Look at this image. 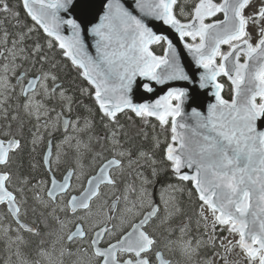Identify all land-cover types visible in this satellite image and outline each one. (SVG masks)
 <instances>
[{
    "label": "snow or ice",
    "instance_id": "obj_1",
    "mask_svg": "<svg viewBox=\"0 0 264 264\" xmlns=\"http://www.w3.org/2000/svg\"><path fill=\"white\" fill-rule=\"evenodd\" d=\"M74 7V0H0V115L17 121L9 112L15 101L38 126L46 118L49 136L63 129L54 153L49 141L41 164L32 165L45 167L49 179L33 183L13 168L25 147L23 122L16 131L11 122L0 127L3 264H195L202 246L215 247L218 228L232 237H224V251L217 252L224 264L233 254L239 257L234 264H264V131L258 130L264 120V0H133L131 6L101 0L98 22L68 16ZM149 20L170 29L203 70L199 87L211 88L215 98L206 115L184 112L183 88H169L153 103L133 102L138 79L147 93L153 92L150 82L189 81L176 43ZM67 63L81 81L79 97L91 104L61 82ZM219 77L230 82V100ZM134 117L143 125L154 118L161 133L170 131L162 158H156L158 135L150 149L125 147L131 137L121 121ZM41 140L32 134L33 152ZM145 166L152 179L139 171ZM126 171L136 172L139 183L125 184L107 210L94 211L103 189L115 191ZM161 172L177 181L161 189L163 215L149 190ZM186 189L198 200L197 224L211 228L207 241L187 238V225L176 238L171 228L167 236L154 231L181 211L175 193ZM38 208L39 216L29 219Z\"/></svg>",
    "mask_w": 264,
    "mask_h": 264
},
{
    "label": "flooded vegetation",
    "instance_id": "obj_2",
    "mask_svg": "<svg viewBox=\"0 0 264 264\" xmlns=\"http://www.w3.org/2000/svg\"><path fill=\"white\" fill-rule=\"evenodd\" d=\"M224 47L226 48V46H224ZM59 58L63 59V57H61V56H59ZM219 79L221 82H227L226 77H220ZM84 100L86 101L87 98L85 97ZM55 103L57 106V111H59V106H58L59 102H55ZM48 106L52 107L53 102H49ZM19 110H22V109H19ZM78 111L80 112L81 115L86 114L84 112L83 108H78ZM51 115L54 117L55 113H51ZM42 118L44 120L46 119L45 117H42ZM43 119H41V121L39 122V126H38V122L36 120H34L32 122L31 121H22L23 122V128H22L23 142H24L25 147H24L23 152L16 158L15 163L13 165L14 169L19 168L21 174L31 177L33 183H35L37 180L49 179L50 174L48 173L47 169L43 166L37 167L35 170H33L32 166H31V161L34 160L36 162V164H41L42 158H43L42 154L47 151L49 141H51V144L53 147V153H54L55 146L57 144H59V142L63 139V130L62 129L60 131L52 132L53 134L51 136L48 135V132H46L44 134L43 133V131H44V120ZM133 119H138V118L134 117ZM20 122L21 121H15L12 123L13 131H16V129L20 125ZM121 122L125 124L128 132H129V129H132L131 132H129V136L131 137V140L125 144V147H133L134 153L136 152L137 149H140V148H143L145 150L150 149L152 147V144H153V139H152L153 136L158 135L159 139L162 141V143H161L160 149L156 152V158L159 159L158 158L159 153H160V158L163 157V149L165 147V143H164L165 136L167 135L168 137H170V132L161 133L159 126L157 124H155L153 121H151V124H149V125H143L140 123V121L135 122L139 126V128L141 127V130H137V131L134 130V128H136L134 126L135 123H131L128 119L122 118ZM152 124L157 125V127L155 129H153ZM2 127H4V126H2ZM96 127H97L98 131H102V126L100 124L99 117H97V120H96ZM34 132H37L42 137V140H41L40 144L37 146V150L35 152L32 151V143H31L32 134ZM145 132L147 133V138H145V136H144ZM85 139H87V137H85ZM32 156H34V157H32ZM54 158H55V156L53 154L52 159H54ZM27 161H29L28 162L29 164L27 163ZM26 164H27V166H25ZM30 168H32V169H30ZM139 171L143 174L144 177L152 179L150 168L145 166V167L139 169ZM55 177L58 181L62 180L63 168L56 170ZM132 183H136V184L139 183V180L137 179L136 172H132L131 175H129L128 171H126L124 176L122 177V179L118 180V187L115 191H113L112 189H109V188L103 189L105 197H103L101 200L97 201L94 204V211L96 209H98L97 208L98 206L101 208L107 207L108 204L112 203V200L114 199L115 195H121L122 194L125 184H132ZM170 183L171 184L177 183L175 177L171 176V174L168 172H161L159 177L156 179L155 183L153 185H149V190L153 193L154 201L160 206L162 215H163V204L160 201V193H161V189ZM190 187L191 186L189 184L188 188H190ZM108 193L114 194V196L113 197L107 196L106 194H108ZM30 195H31V193H29V196ZM175 196H176V204L181 209V211L179 213H176L169 220V222L167 224H165L163 226L154 227V231H156V233L158 235H162V236L167 235L166 234L167 231H165V229L171 228L174 230L173 238H176L177 236L179 237V235H180L179 229L181 227H184L185 225L189 226V224L186 222V220L189 216V213L186 210L192 206L193 200L189 198L187 189L182 193L181 192L175 193ZM102 200H104V202L107 201V203H105V205H102ZM122 205H123V202L121 201L119 206L121 207ZM101 208H99V209H101ZM39 211H40V209L38 208L35 217L31 213H29V219H34V218L38 217ZM59 215L61 217H63V213H61V214L59 213ZM178 220H181V223H178ZM49 223H50V226L52 228L57 227L55 220H52L51 218L49 219ZM157 224H159V222H157ZM41 227H42V225H41ZM164 231H165V233H164ZM200 231H199V229H197L195 227H188L187 238L191 236V238L193 239L194 234L197 232H200ZM218 232L219 231L217 230L216 234ZM216 246H217L216 244H215V247L208 244L204 249H199V256L195 258V264H204V260L213 261L215 259L214 254L210 256L209 251H207V250L209 248L216 249ZM6 256H7V253L4 250L3 243L0 242V264H3Z\"/></svg>",
    "mask_w": 264,
    "mask_h": 264
},
{
    "label": "water",
    "instance_id": "obj_3",
    "mask_svg": "<svg viewBox=\"0 0 264 264\" xmlns=\"http://www.w3.org/2000/svg\"><path fill=\"white\" fill-rule=\"evenodd\" d=\"M124 2L131 6L133 0H124ZM75 7L68 16L77 18L79 20L83 19H93L96 18L98 22V14H102L100 11L101 0H74ZM149 26L153 28L158 34L163 32L164 34H168L176 43L178 50L181 53V62L185 68V72L189 75V81H169L166 84L158 85L154 82H150L153 87V92L147 93L144 92L142 88V84L145 82L143 80H139L137 82V86L134 87L132 98L134 103H153L156 99H159L160 96L165 95L169 88H183L188 92V98L185 100L182 105L185 113L190 114L191 111L195 108L197 111L202 114H207V107L209 104L215 102V98L213 90L211 88L201 89L199 87V77L202 73V69H198L195 65V62L192 58L187 54V52L183 49L182 44L178 41L175 34L171 32L170 29H167L166 26L160 24L156 21H148ZM95 41L92 38H88V50L89 54L95 55L94 48ZM258 130L264 131V120L258 122ZM190 171V170H189Z\"/></svg>",
    "mask_w": 264,
    "mask_h": 264
},
{
    "label": "trees",
    "instance_id": "obj_4",
    "mask_svg": "<svg viewBox=\"0 0 264 264\" xmlns=\"http://www.w3.org/2000/svg\"><path fill=\"white\" fill-rule=\"evenodd\" d=\"M15 2H16V0H12V3H15ZM29 23H31L30 20H29ZM9 30H11L10 25H9ZM155 50H156L157 54H160V51L161 50L158 47H156ZM58 51L59 50L57 49V53H58ZM57 59L63 60L64 58L63 59L62 58H59V56L57 55ZM60 75H61V82L64 84V86L67 89H69V92H71V94L76 95V97L78 99H83L84 100V98L79 97V92H78V85L81 83V81L79 80V78L76 77V72L71 68L70 63H67V67L64 69V71L62 73H60ZM70 88H72V89H70ZM229 97H230V95L225 92L224 93V98L226 99V98H229ZM84 102L87 103V104H91L92 103L88 99L86 101L84 100ZM10 114H12V113H10ZM131 130L132 129H129V132H131ZM32 157H34V156H32ZM158 158L160 159V153H159V157ZM33 164H36V162L34 160L31 161V166ZM186 211L190 214L191 212H194V207L191 206ZM193 216L194 215H192V217Z\"/></svg>",
    "mask_w": 264,
    "mask_h": 264
},
{
    "label": "rangeland",
    "instance_id": "obj_5",
    "mask_svg": "<svg viewBox=\"0 0 264 264\" xmlns=\"http://www.w3.org/2000/svg\"><path fill=\"white\" fill-rule=\"evenodd\" d=\"M69 94H71L70 92H69ZM11 109V108H10ZM10 109H9V111H10ZM24 118H26L27 117V115L24 113ZM29 119L31 120V122L32 121H34V120H36L35 119V117H29ZM19 120V119H18ZM19 121H21V120H19ZM37 121V120H36ZM7 121H5L4 119H3V116L2 115H0V124H2V123H6ZM52 131V130H51ZM53 134V133H52ZM107 196H111V197H113L114 196V194H110V193H108V194H106ZM104 197H105V195H104ZM102 205H105V202H104V200H102ZM123 206V205H122ZM121 206V207H122ZM98 209H96L95 211H100L102 208L104 209V210H107V207H97ZM99 208H101V209H99ZM198 213H199V210H198ZM61 214V213H60ZM203 225V223H201L200 225H198L197 224V220H196V222L194 223V227L195 228H197V229H199V226H202ZM203 230L205 231V232H207L208 233V231L209 230H211V228L209 227L208 229H205V227L203 226ZM164 233H165V231H164ZM167 235H168V232L166 233ZM167 235H164V236H167ZM194 236H199V234H195ZM178 237V236H177ZM229 237V236H228ZM188 238H191V236L190 237H188ZM229 239V238H228ZM230 239H232V237L230 238ZM224 243H227V241H224ZM177 258H179V257H177ZM239 259V257H237L236 255H229L228 256V261H229V264H234V262L236 261V260H238ZM181 264H183V261L181 262Z\"/></svg>",
    "mask_w": 264,
    "mask_h": 264
},
{
    "label": "bare ground",
    "instance_id": "obj_6",
    "mask_svg": "<svg viewBox=\"0 0 264 264\" xmlns=\"http://www.w3.org/2000/svg\"><path fill=\"white\" fill-rule=\"evenodd\" d=\"M70 89H72V88H70ZM71 93V92H70ZM33 118V117H32ZM20 120V119H19ZM98 124V123H97ZM29 161H27V163H28ZM29 164V163H28ZM25 166H27V165H25ZM29 166V165H28ZM26 168V167H25ZM30 169H32V168H30Z\"/></svg>",
    "mask_w": 264,
    "mask_h": 264
}]
</instances>
